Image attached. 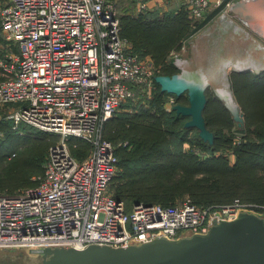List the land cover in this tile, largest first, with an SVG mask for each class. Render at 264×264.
Instances as JSON below:
<instances>
[{
  "label": "built area",
  "instance_id": "1",
  "mask_svg": "<svg viewBox=\"0 0 264 264\" xmlns=\"http://www.w3.org/2000/svg\"><path fill=\"white\" fill-rule=\"evenodd\" d=\"M234 4L215 1L230 11ZM118 5L119 0H0L3 35L19 49L0 61V105H15L6 116L15 130L26 125L61 138L36 186L0 193V251L128 247L207 233L216 221L233 220L242 211L264 216V206L240 199L203 207L186 197L174 205L128 207L117 198L111 186L119 157L104 138L105 125L129 102L152 98L157 75L152 57L122 36ZM212 5L190 0L189 12L201 18ZM147 8L141 3V10ZM171 100L173 110L176 99ZM74 137L91 145L82 160L69 148Z\"/></svg>",
  "mask_w": 264,
  "mask_h": 264
},
{
  "label": "trees",
  "instance_id": "2",
  "mask_svg": "<svg viewBox=\"0 0 264 264\" xmlns=\"http://www.w3.org/2000/svg\"><path fill=\"white\" fill-rule=\"evenodd\" d=\"M120 2L122 36L162 67L157 75L171 76L182 69L168 61L169 54L180 50L224 7L193 24L186 6L143 11L133 6L127 11ZM7 44L0 26L1 59L7 56ZM13 50L19 52L16 46ZM229 78L245 122L239 127L225 103L207 90L204 115L215 134L213 144L205 142L197 128L186 127L189 117L166 110L171 96L176 104L189 105L187 94L177 97L163 92L157 82L153 97L146 99L147 105L139 112L120 113L106 123L107 140L114 145L128 143V147L115 145L120 171L111 187L118 199L128 207L135 203L174 205L186 197L203 207L236 199L264 206V70L232 71ZM6 116L0 119V193L14 194L38 184L33 177L44 173L49 148L58 137L26 125L15 130ZM235 126L244 132L238 146H233ZM90 146L80 138L70 140L72 154L81 160L90 154Z\"/></svg>",
  "mask_w": 264,
  "mask_h": 264
},
{
  "label": "water",
  "instance_id": "3",
  "mask_svg": "<svg viewBox=\"0 0 264 264\" xmlns=\"http://www.w3.org/2000/svg\"><path fill=\"white\" fill-rule=\"evenodd\" d=\"M258 2L239 0L232 7V13L256 29L262 28L264 13L254 11ZM229 74L222 70L211 81L203 71H182L172 76L156 75L155 80L163 92L177 97L187 94L189 105L176 104L173 110L177 115L189 117L186 127L197 128L200 137L213 144L215 134L208 128L204 115L210 86H216L215 93L232 112L239 126L245 122L231 88ZM24 254L11 258L6 254L0 264H14L13 260L22 259ZM22 264H264V216L242 211L233 220L216 221L207 233L178 239L157 237L128 247L96 244L85 249L45 247L31 250L22 259Z\"/></svg>",
  "mask_w": 264,
  "mask_h": 264
},
{
  "label": "crops",
  "instance_id": "4",
  "mask_svg": "<svg viewBox=\"0 0 264 264\" xmlns=\"http://www.w3.org/2000/svg\"><path fill=\"white\" fill-rule=\"evenodd\" d=\"M136 1H137V10L143 11L140 9L141 3L143 2H146L148 4L149 9L155 8V9L168 10L169 7H173V6L177 8L186 6L187 9L189 10L190 0H136ZM215 1L216 0H212L213 5L211 7V10L207 12L206 16L202 20H206L210 13L214 12L216 9L219 8L215 5ZM231 1L233 3H236L239 0H231ZM254 9H255L254 11L256 12L259 11L261 13L262 12L264 13V0H262L261 2L259 1L256 7H254ZM209 21L210 22L206 26L207 28L204 27L206 29L202 31L200 37L202 38V40L206 38L205 41L207 43V46L211 45L212 47H214L213 49L216 50L218 53L219 60L210 63L213 64L211 65V67L215 66L216 63L217 64L219 63V67L221 66L219 68V71L221 72L223 67H225L226 65V71L230 70V72L228 73H231L232 71H238L236 69H242L243 71L251 70L255 73H259L262 70H264V49L259 46V44L264 46V38L258 35L257 31L255 30L256 27L248 25L241 18L233 14L232 11L228 10L226 7H223V10L217 15H215ZM231 22L234 23V26ZM229 27L231 29H229ZM229 30L232 31L229 32ZM215 37H217L218 39L219 46L216 45L217 40L215 41ZM197 38L199 37H196V39ZM244 40H248V42H251L250 47L247 46V44L245 45L249 47V49L239 46V42L240 41L244 42ZM193 42L194 41H192L191 43ZM235 43L238 45L235 46ZM221 45H223V47H220ZM13 49L14 47H8L7 53H10ZM191 56L193 57L194 53ZM191 59L184 60L182 62L180 61L178 66L182 69V71H186L185 68L193 65V63H191L192 62ZM217 73L214 74L212 72H206L205 74L207 75L208 79L212 81L213 79H215Z\"/></svg>",
  "mask_w": 264,
  "mask_h": 264
},
{
  "label": "rangeland",
  "instance_id": "5",
  "mask_svg": "<svg viewBox=\"0 0 264 264\" xmlns=\"http://www.w3.org/2000/svg\"><path fill=\"white\" fill-rule=\"evenodd\" d=\"M122 2L120 3H123V6L127 8V11L131 10L132 11V8L133 6H137V1L136 0H121ZM118 8H120L118 6ZM122 10V8H120L119 10V17L120 16V11ZM206 16V15H205ZM205 16L201 17V18H197L195 16H192L191 13L189 12V18L193 21L192 23L193 24H196V22L198 21H201ZM121 20V18H120ZM122 27V26H121ZM207 28V27H206ZM206 28L202 29V30H199L198 32H196L191 38L189 39H186L184 42H183V45H182V48L180 50H173L169 56H168V61H172V62H176V64L178 65L180 63V61H184V60H189L191 59V55L194 53V56L192 57V62L193 65L191 66H188L186 69V71L190 72V73H200V71H203V72H212V73H217V72H220L219 71V63L213 67H211V65L213 64H210V63H213L215 61H218V53L216 50H214L211 45L207 46V43L204 40H202V38L200 37V34L202 33L203 30H205ZM229 29H231L229 27ZM232 30H229V32H231ZM214 35V33H213ZM196 37H199L196 39ZM196 39V40H195ZM261 39V38H259ZM217 40V41H216ZM192 41H194L193 43H191ZM215 41H216V45L219 46V43H218V39L217 37H215ZM247 44V46L250 47V44L251 42H248V40H244V42L240 41L239 42V46H242L246 49H249V47L245 46ZM215 45V46H216ZM238 44L235 43V46H237ZM260 45V44H259ZM220 47H223V45H221ZM218 49V48H217ZM16 52V51H15ZM9 54V53H7ZM151 56V55H150ZM152 57V56H151ZM217 57V58H216ZM4 60L0 58V61ZM221 63V62H220ZM221 65V64H220ZM1 67V65H0ZM2 68V67H1ZM162 67L161 66H158L156 65V73H159V70H161ZM223 73H225V70H226V65L225 67H223ZM2 71L3 69H1V72H0V81L2 80ZM228 72H230V70H227ZM221 73V72H220ZM216 86H210L208 88V92H210L213 96L215 93V88ZM217 96V94H216ZM235 96V95H234ZM153 97V95H152ZM214 97V96H213ZM218 97V96H217ZM141 100H138L139 102H136L134 103V106L131 105L129 107H125L123 109H121L118 113H116L115 116L119 115L120 113H129V114H135L137 112H139V110H141L142 106H143V103L145 105H147L146 100L147 98H143V97H140ZM171 98H174L173 96H171L168 100H167V103H166V110L168 112H171L173 111L172 108H171ZM143 102V103H142ZM1 109H2V114H0V119L4 118L6 115H8L14 108V104H10V105H5V106H2L0 105ZM5 115V116H4ZM114 116V117H115ZM238 124V123H237ZM239 126V124H238ZM238 126H235L232 130V133L235 135V140H233V146H238L239 144V141H242V136H244V132L242 131H239L238 129ZM240 127V126H239ZM20 130V129H19ZM50 133V132H48ZM52 135L54 136H57L58 137V140L51 144L50 148H49V152H48V155L50 154V150L51 148L53 147V145L57 144L58 142H60L61 138L59 135L57 134H54V133H51ZM105 138V137H104ZM106 139V138H105ZM128 142V141H127ZM124 141H121L119 142L118 144H115L117 147H128V144L125 145ZM186 147L188 148L189 146L186 145ZM70 150H71V147L69 146ZM90 151H91V146H90ZM232 152V151H231ZM230 152V153H231ZM48 158V157H47ZM46 158V159H47ZM120 168V167H119ZM120 171V170H119ZM41 175H36L35 177H33L34 180L38 179ZM113 188V187H112ZM180 201V200H178ZM22 252H25V256L24 258L26 257V255L28 254L26 251H0V258L1 259H4L5 258V255H9L8 258H11V257H15V256H18L20 253ZM23 258V259H24Z\"/></svg>",
  "mask_w": 264,
  "mask_h": 264
},
{
  "label": "flooded vegetation",
  "instance_id": "6",
  "mask_svg": "<svg viewBox=\"0 0 264 264\" xmlns=\"http://www.w3.org/2000/svg\"><path fill=\"white\" fill-rule=\"evenodd\" d=\"M27 253H29V252H27ZM24 256H25V254H24ZM24 256L22 257V259L24 258ZM22 259L17 260V261L13 260V262H14V264H22ZM9 261H12V260L9 259ZM0 262H4L3 259L0 258Z\"/></svg>",
  "mask_w": 264,
  "mask_h": 264
},
{
  "label": "bare ground",
  "instance_id": "7",
  "mask_svg": "<svg viewBox=\"0 0 264 264\" xmlns=\"http://www.w3.org/2000/svg\"><path fill=\"white\" fill-rule=\"evenodd\" d=\"M251 1V0H250ZM258 1H262V0H258ZM225 22V21H224ZM232 23V22H231ZM226 24V23H225ZM233 24V26H234V23H232ZM229 26V25H228ZM225 28V27H224ZM262 34H264V27H262V28H257Z\"/></svg>",
  "mask_w": 264,
  "mask_h": 264
}]
</instances>
